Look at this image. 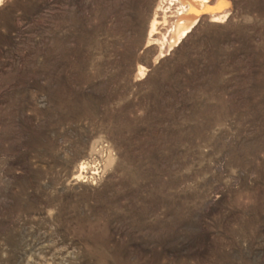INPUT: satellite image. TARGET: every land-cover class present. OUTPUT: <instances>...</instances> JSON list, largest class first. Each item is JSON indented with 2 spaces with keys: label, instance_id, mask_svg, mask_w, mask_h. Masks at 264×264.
<instances>
[{
  "label": "rangeland",
  "instance_id": "obj_1",
  "mask_svg": "<svg viewBox=\"0 0 264 264\" xmlns=\"http://www.w3.org/2000/svg\"><path fill=\"white\" fill-rule=\"evenodd\" d=\"M227 1L160 55L159 0H0V264H264V0Z\"/></svg>",
  "mask_w": 264,
  "mask_h": 264
},
{
  "label": "bare ground",
  "instance_id": "obj_2",
  "mask_svg": "<svg viewBox=\"0 0 264 264\" xmlns=\"http://www.w3.org/2000/svg\"><path fill=\"white\" fill-rule=\"evenodd\" d=\"M227 4L228 1L226 0ZM224 6L221 0H159L151 24L149 41L159 46L161 55L166 48L167 38L172 39L171 45L179 42L194 27L202 15H210L214 21L224 18ZM169 22L172 27V30L169 29L171 32L168 33L166 30V35L164 33L163 35H161L162 33L159 34L157 32L158 27L166 26ZM79 167L77 178H80L87 169L85 164H81Z\"/></svg>",
  "mask_w": 264,
  "mask_h": 264
},
{
  "label": "snow or ice",
  "instance_id": "obj_3",
  "mask_svg": "<svg viewBox=\"0 0 264 264\" xmlns=\"http://www.w3.org/2000/svg\"><path fill=\"white\" fill-rule=\"evenodd\" d=\"M221 3L226 6V0H221Z\"/></svg>",
  "mask_w": 264,
  "mask_h": 264
}]
</instances>
